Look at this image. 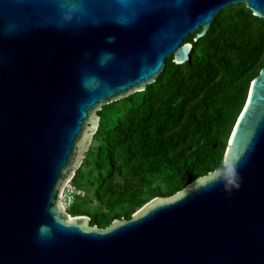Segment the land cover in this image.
I'll list each match as a JSON object with an SVG mask.
<instances>
[{
	"label": "water",
	"instance_id": "obj_1",
	"mask_svg": "<svg viewBox=\"0 0 264 264\" xmlns=\"http://www.w3.org/2000/svg\"><path fill=\"white\" fill-rule=\"evenodd\" d=\"M264 0H0V264H264V65L223 168L100 228L59 201L98 112L143 92L184 42Z\"/></svg>",
	"mask_w": 264,
	"mask_h": 264
},
{
	"label": "trees",
	"instance_id": "obj_2",
	"mask_svg": "<svg viewBox=\"0 0 264 264\" xmlns=\"http://www.w3.org/2000/svg\"><path fill=\"white\" fill-rule=\"evenodd\" d=\"M197 32L184 39L192 46L188 61L168 57L143 92L97 113L98 129L72 182L100 217L73 205L70 217L104 228L223 168L228 138L264 65V20L231 4L195 40Z\"/></svg>",
	"mask_w": 264,
	"mask_h": 264
},
{
	"label": "built area",
	"instance_id": "obj_3",
	"mask_svg": "<svg viewBox=\"0 0 264 264\" xmlns=\"http://www.w3.org/2000/svg\"><path fill=\"white\" fill-rule=\"evenodd\" d=\"M85 195V191L83 189L77 188L73 184L72 179H70L63 186L59 195V201L64 210L67 212V209L73 205L76 199H82L85 197Z\"/></svg>",
	"mask_w": 264,
	"mask_h": 264
},
{
	"label": "rangeland",
	"instance_id": "obj_4",
	"mask_svg": "<svg viewBox=\"0 0 264 264\" xmlns=\"http://www.w3.org/2000/svg\"><path fill=\"white\" fill-rule=\"evenodd\" d=\"M108 118H111V119L113 120V119L115 118V114H114V113H113V114H110V116H109ZM91 144H92V142H91ZM73 206L80 207V208L86 210V211L89 212L90 215H92V216L100 217V210H99L98 206H97L96 204L89 203V201H87V200L85 201V200H83V199H76V200L74 201ZM73 206H72V207H73ZM69 209H70V208H69ZM69 209H67V211H68ZM69 211H70V210H69ZM69 211H68V212H69Z\"/></svg>",
	"mask_w": 264,
	"mask_h": 264
}]
</instances>
